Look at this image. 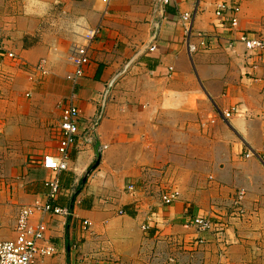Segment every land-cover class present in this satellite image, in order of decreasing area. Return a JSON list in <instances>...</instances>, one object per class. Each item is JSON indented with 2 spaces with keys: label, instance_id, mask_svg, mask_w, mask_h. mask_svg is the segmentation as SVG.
<instances>
[{
  "label": "crops",
  "instance_id": "1",
  "mask_svg": "<svg viewBox=\"0 0 264 264\" xmlns=\"http://www.w3.org/2000/svg\"><path fill=\"white\" fill-rule=\"evenodd\" d=\"M160 1L114 0L108 8L99 1H81L87 3L84 9L54 20L35 43L15 47L0 28L5 52L19 56L17 61L0 58V81L6 80L5 90L28 88L37 107L8 105L10 112L19 113L13 123L26 132L46 105L56 110L54 128L66 106L74 103L80 110V133L67 171L43 167L45 156L58 155L52 128L48 142L28 157L13 180L0 176V238L17 237L21 212L17 216L13 206L51 201L47 182L53 179L61 192L51 203L70 212L67 217L41 211L32 216V226L46 225L42 245L55 250L36 264H264V240L248 232L247 216L230 220V228L218 226L215 233L193 226L209 205L206 193L214 200L209 208L217 200L227 208L236 189L249 191L248 210L259 209L264 201V164L241 157L264 148V62L257 70L250 68L241 44L229 51L216 43L191 56L184 26L175 17L198 10L195 30L213 32L222 22L215 14L221 0H172L162 9ZM240 27L264 37V0L243 4ZM86 44L91 64L74 86L71 57ZM42 61L48 72L44 76L32 70ZM19 75L24 76L20 85L15 84ZM236 110L238 115L224 119L223 113ZM172 118L184 121V129L204 130L198 132L202 137L191 138V144L201 147L185 161L187 170L212 177L207 191L201 189L205 186L200 191L159 186L174 171L170 165L162 174L161 160L169 151L159 153L156 147L164 143L159 137ZM241 159L248 161L247 169L238 173L233 167ZM130 184L135 193L128 191ZM171 188L180 199L165 207L162 196ZM236 204L239 211L243 203ZM151 212L158 218L146 229ZM86 221L87 227L93 225L91 232L85 231ZM198 239L216 243L195 248Z\"/></svg>",
  "mask_w": 264,
  "mask_h": 264
},
{
  "label": "rangeland",
  "instance_id": "2",
  "mask_svg": "<svg viewBox=\"0 0 264 264\" xmlns=\"http://www.w3.org/2000/svg\"><path fill=\"white\" fill-rule=\"evenodd\" d=\"M244 3L241 4V10ZM84 5H87V3H83L79 0H0V28L7 34L6 42L9 44L12 42L14 47L22 44L23 42L25 44L31 42L35 43L37 38L43 34V31L47 29L50 30L52 28L54 20H58L62 17L65 19L67 17H72V15L76 14L78 10L84 9ZM38 13H41V15H38ZM194 13H196L197 16L198 10H195ZM178 18L179 17H175V19ZM2 40L4 41V39ZM3 41L0 40V42L5 45L6 42L4 43ZM7 58L12 61L19 60L18 54H16L15 59L10 57ZM15 70H17V67ZM22 78L24 81V76H17L15 84L20 85ZM28 80L31 82L29 76ZM6 83L5 79L0 81V176L11 178V180H13L19 173L20 168L27 163L28 157L32 156L33 152L38 148H43L45 143L48 142L47 138L49 131H51L54 124L57 123L58 118L56 116V110H54L53 106L47 107L45 105V113L43 115L39 114V117H35L39 118L38 123L30 126L26 132L24 131L26 129H21V125L16 126L12 120L18 118L17 116H19V113H12L13 111L10 112L8 105H17L19 107L25 106V108H32V110L37 107L34 103L35 101L33 102V95L31 92L29 93L28 88L20 89L19 87H15L14 89L5 90L7 86ZM5 110H7V112H5ZM41 118L44 119V122ZM184 123V121L172 118V120L169 121L170 127L162 130L160 134L159 138L164 143L156 145L158 152L160 153L162 149H165V154H167L169 151V155H166L164 158L165 160H161V168H163L162 170L164 171L162 174L165 175V172H168L170 165L174 167V171H172V173H167L171 176L167 180H161L159 186H162L161 189L168 188L169 185L176 186L180 190H192L196 188L198 189L197 191H200L199 186H205V188L201 189L203 191H207V186L212 181V177L210 175H206V172H198L197 174H194L195 171L187 170L189 163L185 161L189 156L191 157V154L197 152V149H200L201 147L199 145L191 144V138L202 137V135L198 132L204 130H197L194 128L184 129L182 128ZM166 140L171 141V144L165 143ZM185 140H189L188 145L185 143ZM241 157L244 156L241 155ZM192 158L194 159L193 161L197 159L194 155ZM246 162L248 161L244 159L237 161L233 167L234 170H238V173L245 172L247 169L245 165ZM241 192H243L245 197L248 196L249 191L236 189L234 193H231L230 195V199H232V201L227 208H225L226 206L224 205H226V202L223 200H217L214 208H209L213 206L214 200L210 193H206V199H210L207 200V204L209 205L206 209H202L201 216L209 219L214 218V220L221 222L224 226L228 225V228H230V220L235 218L243 220L247 216L250 222L246 227L248 232L250 234H259L262 236L261 239L264 240V201L263 199L260 200L259 203L261 206L259 209L255 205L253 208L248 210L251 203L250 205L247 204L245 207V197L240 199L241 197L239 196V193ZM11 199L13 200L14 196H11ZM237 201H241L243 203L242 206L239 205V211L236 206ZM13 207L15 214L19 216L23 207L19 204H16ZM242 208L245 210L244 213H240V209ZM117 213L120 215L118 211ZM92 226L86 227L85 231L91 232ZM95 236L94 238H97ZM248 238L252 239L250 236ZM0 240L3 241L4 239L0 238ZM97 243H100V240ZM215 243L212 241L208 244Z\"/></svg>",
  "mask_w": 264,
  "mask_h": 264
},
{
  "label": "built area",
  "instance_id": "3",
  "mask_svg": "<svg viewBox=\"0 0 264 264\" xmlns=\"http://www.w3.org/2000/svg\"><path fill=\"white\" fill-rule=\"evenodd\" d=\"M83 2L99 1L104 7L108 8L114 0H79ZM172 0H161V9L169 5ZM247 0H221L216 8V17L222 22L216 26L213 32H198L195 30L196 13L187 12L175 19L181 23L185 29V43L189 54L195 55L200 51H207L214 44L218 43L225 47L226 50H234L241 44L245 48L244 58L247 65L255 70L259 64L264 62V37L258 33L242 30L240 27L241 4ZM97 32H93L94 39ZM197 40V42H195ZM89 44L77 46L74 49L71 57L75 67V72L69 76L74 86L79 85L80 80L85 76L88 66L91 64L89 55ZM8 56L12 59L16 58L14 53H6L3 43L0 42V58ZM34 73L40 72L42 75H47L46 62L43 61L37 67L32 69ZM239 110L235 113L225 112L223 117L226 120L238 115ZM80 110L71 103L62 111V116L59 124L55 126L54 138L58 143V155H47L43 158V167L53 173H60L69 169L70 150L74 146L80 133ZM246 159L257 158L264 164V148L261 153L249 150L244 153ZM49 188L50 202L37 201L34 206H24L21 210L17 224V237L11 240H0V264H36L40 258L51 256L54 253V248H46L42 245L45 238L46 225L41 223L34 227L31 225L32 216L36 211H41L44 215L69 216L70 212L67 208H61L52 204V200L56 201L60 195V188L55 179L47 182ZM130 193L136 192V187L133 184L128 186ZM243 199V192L239 195ZM180 199L178 190L171 188L162 196V202L165 207L173 206ZM242 204L241 201H239ZM240 213H244V209H240ZM158 214L151 212L148 224L145 228L148 229L156 224ZM154 223V224H153ZM84 226H89V222H84ZM195 226L200 232L215 233L218 226H223L221 222L214 218L198 217L194 220ZM221 232V230H218ZM219 237V236H218ZM208 242L204 239H198L194 243V247L203 246Z\"/></svg>",
  "mask_w": 264,
  "mask_h": 264
},
{
  "label": "bare ground",
  "instance_id": "4",
  "mask_svg": "<svg viewBox=\"0 0 264 264\" xmlns=\"http://www.w3.org/2000/svg\"><path fill=\"white\" fill-rule=\"evenodd\" d=\"M160 3H161V1H160ZM188 49V48H187ZM189 52V51H188ZM171 69V68H170Z\"/></svg>",
  "mask_w": 264,
  "mask_h": 264
}]
</instances>
